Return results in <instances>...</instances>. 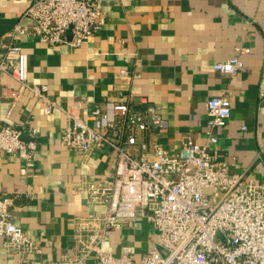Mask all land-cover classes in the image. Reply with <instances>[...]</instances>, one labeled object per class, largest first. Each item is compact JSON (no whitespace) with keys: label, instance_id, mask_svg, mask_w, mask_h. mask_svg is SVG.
I'll return each instance as SVG.
<instances>
[{"label":"crops","instance_id":"1","mask_svg":"<svg viewBox=\"0 0 264 264\" xmlns=\"http://www.w3.org/2000/svg\"><path fill=\"white\" fill-rule=\"evenodd\" d=\"M32 2L0 0V39L21 47L30 82L47 86L48 96L68 113L85 117L108 103L145 98L165 120L147 134L148 144L177 154L184 136L206 143L205 103L228 96L231 115L213 130L217 143L209 152L231 173L264 184V0H98L105 24L77 48L49 47L29 32L11 34L16 25L30 30L22 14ZM234 56L242 63L236 74L213 70ZM66 123L64 113L46 114L29 91L0 76V125L22 130V140L37 145L30 161L0 152V197L12 199L13 220L41 250L24 259L0 238V264H71L77 219L104 212L88 204L84 183L113 176L115 151L107 145L88 153L64 149ZM153 239L152 227L140 219L108 232L101 247L138 260Z\"/></svg>","mask_w":264,"mask_h":264},{"label":"built area","instance_id":"2","mask_svg":"<svg viewBox=\"0 0 264 264\" xmlns=\"http://www.w3.org/2000/svg\"><path fill=\"white\" fill-rule=\"evenodd\" d=\"M22 15L31 21L30 30L16 25L11 34L29 32L49 47H80L106 19L98 0H33ZM237 51L247 54L249 49ZM241 67L238 56L213 64L214 71L227 75ZM2 75L41 101L46 114L66 115L61 147L88 153L107 145L115 151L113 176L84 183L88 204L103 206L104 212L77 219L71 264L90 259L95 264H264V184L231 173L209 152L217 143L213 130L222 129L231 115L228 96H212L205 103L206 143L184 136L174 154L158 142L148 144L147 134L163 128L165 120L145 98L108 103L103 110L96 107L85 117H75L48 96L47 86L30 82L27 55L11 39H0ZM36 148L34 140H22V130L0 125V152L30 161ZM214 193L219 197L213 203ZM11 205V198L0 197V238L24 259L40 254V247L13 220ZM140 219L152 227L154 239L138 260L102 250L108 232L131 228Z\"/></svg>","mask_w":264,"mask_h":264},{"label":"rangeland","instance_id":"3","mask_svg":"<svg viewBox=\"0 0 264 264\" xmlns=\"http://www.w3.org/2000/svg\"><path fill=\"white\" fill-rule=\"evenodd\" d=\"M218 197H219V193H214L211 197V201L214 203ZM151 246H152V244H151ZM160 252L166 253L165 251H163L161 249H160Z\"/></svg>","mask_w":264,"mask_h":264}]
</instances>
